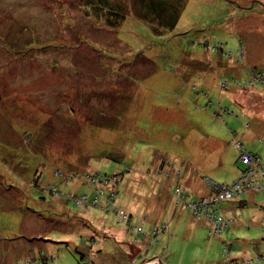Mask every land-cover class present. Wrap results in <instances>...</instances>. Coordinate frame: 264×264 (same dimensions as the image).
Returning <instances> with one entry per match:
<instances>
[{
  "label": "rangeland",
  "instance_id": "obj_1",
  "mask_svg": "<svg viewBox=\"0 0 264 264\" xmlns=\"http://www.w3.org/2000/svg\"><path fill=\"white\" fill-rule=\"evenodd\" d=\"M113 2L129 17L109 31L86 0H0V264H197L209 232L173 188L230 185L236 139L264 161V0H188L158 35ZM263 192L221 206L231 261L264 264Z\"/></svg>",
  "mask_w": 264,
  "mask_h": 264
},
{
  "label": "built area",
  "instance_id": "obj_2",
  "mask_svg": "<svg viewBox=\"0 0 264 264\" xmlns=\"http://www.w3.org/2000/svg\"><path fill=\"white\" fill-rule=\"evenodd\" d=\"M235 142V146L237 150H239V156L241 161L244 162L245 165L248 166V169L245 170L242 176L232 185H223V184H215L212 181H207V184L210 187L211 194L208 197L199 198L198 200L192 197V195L181 187H177L173 191V196L176 198V203L178 205L184 206L186 209H189L195 219L199 220H207L210 224L209 236H216L222 235L225 233L230 226H226L224 218L219 215L220 205L223 202H229L232 200H238L243 197V194L254 192V191H264V168L262 167L260 160H258L254 155L249 153L247 150H244L242 144ZM257 166L262 167L263 170L257 168ZM109 180V176L103 174H96L93 175L90 180H86L85 183L88 186L96 187L95 190L99 191L101 195L105 194V191L102 189L101 184L103 181H106L107 184ZM108 185V184H107ZM101 188V189H100ZM50 189V188H49ZM53 191V190H52ZM57 191V190H56ZM107 198L111 197L115 199V194L108 193L106 194ZM87 197H81L78 199L79 206L82 205H90L87 202ZM98 195L95 197L94 202L92 203L94 206L98 204ZM110 206V205H109ZM107 206L105 209L107 211L110 210V207ZM131 218L128 214L122 212V222H125L129 225V229H132V233L135 234L136 240L139 241L140 235L137 231L142 233L143 229H140L139 226L133 225V222H130ZM160 229H157V234L159 233ZM146 236V234H145ZM229 245L228 241H226L224 249H223V256L224 264H240L239 262L231 261L229 256ZM263 256H260V258ZM252 261H247L246 263L251 264ZM86 263V262H85ZM28 264H41L39 261H33Z\"/></svg>",
  "mask_w": 264,
  "mask_h": 264
},
{
  "label": "trees",
  "instance_id": "obj_3",
  "mask_svg": "<svg viewBox=\"0 0 264 264\" xmlns=\"http://www.w3.org/2000/svg\"><path fill=\"white\" fill-rule=\"evenodd\" d=\"M187 1L188 0H133L132 2L133 3L132 6L134 9L133 16H135L139 20L147 22L152 27V30H154V32L157 35L163 34L169 30H174L177 27L181 19L180 17L186 7L185 5ZM86 3H87L85 5L86 9L90 10L95 16L94 18H95V21L97 22V28L99 29L106 28L109 31H113L121 27L123 25V22H125L126 19L129 17L128 9H126V6L124 5V3H119V2L114 3L113 0H86ZM99 23H102V25H100ZM199 46L200 45H197L196 47H199ZM204 46L209 51L213 50V52L218 49L217 47H215V49H211V44L209 43V41H206L204 43ZM212 105L213 104L208 105L209 108H212ZM238 143L242 144V147L244 148V150H247L242 141H238ZM247 151L251 153L252 155H254L258 160H260L258 155L250 152L249 150ZM239 161H240V164L243 166L242 172H244L245 170L248 169V166L245 165L243 161H241L240 156H239ZM260 163H261V160H260ZM262 167L264 168L263 165ZM262 167L257 166L258 169L261 168L260 170H263ZM209 180L212 181V183L218 184L212 179H207L206 184H207V181ZM200 198H204V197L200 196ZM232 201L223 202V203H231ZM210 229L211 228L209 224V230ZM216 236H219V235H216ZM225 241H228V240H225ZM93 259L94 258H92L89 254L88 256H81V259L79 260L78 264H92L95 262V260ZM34 260L41 262V260H38V259H34Z\"/></svg>",
  "mask_w": 264,
  "mask_h": 264
},
{
  "label": "crops",
  "instance_id": "obj_4",
  "mask_svg": "<svg viewBox=\"0 0 264 264\" xmlns=\"http://www.w3.org/2000/svg\"><path fill=\"white\" fill-rule=\"evenodd\" d=\"M259 75H261V77H263L264 78V76L262 75V74H259ZM254 81V80H253ZM255 82H259V84H263V86H264V82H263V80H261V81H259V80H257V81H254L253 82V87H255L256 85H255ZM250 83H252V82H250ZM249 84V83H248ZM249 87V85H246V87ZM254 90L255 89H251L250 90V92L251 93H254ZM256 94V93H255ZM256 96H258L257 94H256ZM258 97H260V96H258ZM243 103V102H242ZM244 105V104H243ZM242 105V106H243ZM243 108H245V106H243ZM262 115H264V110H263V112H262ZM264 116H262V117H260V118H258L257 119V125H256V129L254 130L253 129V132H252V134L255 136V137H260V138H262L261 139V144H263L264 145ZM261 132L263 133V135L261 136ZM234 139H236V138H234ZM236 140H238V139H236ZM239 141V140H238ZM244 144V143H243ZM245 146V145H244ZM246 148V147H245ZM235 149L237 150V148L235 147ZM247 150H249V149H247ZM250 152H252V153H255L256 155H258L259 156V158H260V160H261V164L264 166V161L262 160V158H261V155L259 154L260 152H255L254 150L252 151V150H249ZM238 152H239V150H238ZM242 171H243V167H242ZM241 171V173L239 174V176L237 177V179H239L241 176H242V172ZM161 173V172H160ZM183 173V170L181 169V168H177V167H175L174 169H173V172L172 173H168L167 175H169L170 177H176V178H180V179H182V174ZM207 179H212L213 181H215L213 178H211V177H209V178H205L204 179V182L202 183V185H201V187H200V189H199V191H198V196L200 197V196H202V197H208V196H210V194H211V190H210V187L208 186V185H206V180ZM236 179V180H237ZM236 180H234V181H232L231 183H230V185L233 183V182H235ZM216 182V181H215ZM216 183H218V182H216ZM219 184V183H218ZM220 184H225V185H227L226 183H220ZM219 184V185H220ZM229 185V184H228ZM177 188V187H176ZM186 188V187H185ZM184 188V189H185ZM175 189L173 188V191H174ZM186 191H188L191 195H192V197H193V195H194V193L191 191V190H189V188L187 187L186 189H185ZM173 191H172V193H173ZM259 192L260 191H254V192H250V193H246V194H244L243 195V197H241L240 199H238V200H234V201H232L231 203H228V204H232L233 202H235V203H237L238 204V206H245V205H247L248 203H249V201L251 202V201H253V202H255V198H257L256 197V195H258L259 194ZM263 194H264V192H263ZM195 196V195H194ZM174 197V196H173ZM195 198V197H194ZM242 200V201H241ZM174 201H176V198H174ZM223 204H227V203H223ZM222 204V205H223ZM176 205H177V203H176ZM221 205V206H222ZM261 210H262V212H263V214H264V201L262 202V204H261ZM187 211H189L190 212V210H187ZM190 214H191V217L195 220V222H196V224L198 225V226H200V225H204V227L208 230V232H210V230H209V222L207 221V220H197V219H195V217L193 216V214L190 212ZM219 214L220 215H225V216H227V218L228 217H230V211H223V210H221V207H220V209H219ZM235 219V218H234ZM235 223H236V220H235V222L233 221V225H235ZM233 225H231L228 229H229V231L227 232H225V233H223L222 235H220V236H216V237H214V236H209V238H210V240L207 242V246H206V248L204 249V252H203V254H201V256L198 258V260H197V264H223L222 262H221V260H222V254H223V249H224V246H225V243H226V241L225 240H227V237H228V234H229V232L231 231V228L233 227ZM198 234H200V233H197V235ZM224 238V239H223ZM230 244L232 245V243H231V241H230ZM232 251H233V247H232ZM215 252V253H214ZM234 252V251H233ZM259 253V252H258ZM257 255H261V253H259V254H257ZM264 255V254H263ZM233 257H235V258H237V259H239V260H241V261H245L246 259H249L248 257H246V258H239L237 255L236 256H234L233 255ZM158 259H160V258H156V259H154V260H151V262H149V264H152V263H154V262H156V260H158ZM160 260H162V259H160ZM250 260H253V259H250ZM163 261V260H162ZM219 263H218V262ZM145 262H147V261H145ZM144 262V263H145ZM163 262H165V261H163ZM144 263H142V264H144ZM166 263V262H165Z\"/></svg>",
  "mask_w": 264,
  "mask_h": 264
},
{
  "label": "water",
  "instance_id": "obj_5",
  "mask_svg": "<svg viewBox=\"0 0 264 264\" xmlns=\"http://www.w3.org/2000/svg\"><path fill=\"white\" fill-rule=\"evenodd\" d=\"M152 264H166V263L163 262L162 260L158 259V260H156V262H154Z\"/></svg>",
  "mask_w": 264,
  "mask_h": 264
},
{
  "label": "clouds",
  "instance_id": "obj_6",
  "mask_svg": "<svg viewBox=\"0 0 264 264\" xmlns=\"http://www.w3.org/2000/svg\"><path fill=\"white\" fill-rule=\"evenodd\" d=\"M149 262H151V261H147V262H145V264H149Z\"/></svg>",
  "mask_w": 264,
  "mask_h": 264
}]
</instances>
